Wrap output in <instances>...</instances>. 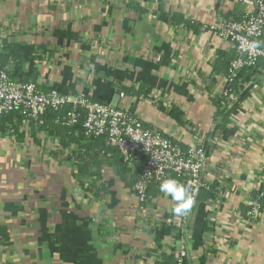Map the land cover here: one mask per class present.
I'll list each match as a JSON object with an SVG mask.
<instances>
[{
	"label": "crops",
	"instance_id": "obj_1",
	"mask_svg": "<svg viewBox=\"0 0 264 264\" xmlns=\"http://www.w3.org/2000/svg\"><path fill=\"white\" fill-rule=\"evenodd\" d=\"M253 11L251 0H0V51L35 50L18 80L83 93L183 150L209 149L211 187L177 215L160 185L141 203L139 171L121 175L111 153L96 149L100 166L90 171L101 178L88 179L63 129L0 122V264H175L183 224L188 264H264V198L257 216L248 209L250 193L264 192V70L216 121L228 86L219 53L237 50L212 27ZM162 225L174 229L160 246Z\"/></svg>",
	"mask_w": 264,
	"mask_h": 264
},
{
	"label": "built area",
	"instance_id": "obj_2",
	"mask_svg": "<svg viewBox=\"0 0 264 264\" xmlns=\"http://www.w3.org/2000/svg\"><path fill=\"white\" fill-rule=\"evenodd\" d=\"M251 1L254 5L252 13L239 20L224 19L212 27L237 50L238 56L231 64L228 84L234 81L236 73L245 65H254L258 59L264 61V47H249L251 42L259 41L264 35V0ZM224 96L228 106L236 100V96L229 94L227 89ZM50 110L66 112V116L59 118L57 123L69 128L80 123L87 138L104 137L107 145L116 148L125 161L141 165V175L134 186L141 203L151 200L149 187L167 179L170 173L184 181L192 193L210 188L204 179L209 149L193 146L183 150L157 130L145 127L128 111L109 103L92 101L83 93L64 95L57 89L44 90L36 83L19 82L6 69L0 68V117L17 113L38 129ZM248 200L251 215L257 216L259 205L250 198ZM179 233L183 242L174 251L175 264H188L183 246L188 236L186 224L179 226Z\"/></svg>",
	"mask_w": 264,
	"mask_h": 264
},
{
	"label": "trees",
	"instance_id": "obj_3",
	"mask_svg": "<svg viewBox=\"0 0 264 264\" xmlns=\"http://www.w3.org/2000/svg\"><path fill=\"white\" fill-rule=\"evenodd\" d=\"M260 47L263 48L264 43V35L259 40ZM35 52L34 48L31 46H28L23 43H12L9 45L8 48L5 50L0 51V68L6 69L10 76L16 80L23 77V69L27 64H30L33 60V53ZM238 54L236 55H229L225 54L224 52L219 53V63L216 65V70L223 71L227 78L230 77L231 74V64L232 62L237 58ZM9 63H14L16 65L15 71L9 70ZM264 70V61L261 59H258L254 65H245L242 67L237 73L236 77L234 78V81L232 83H229L227 86V90L229 91V94L236 96V102H234L230 107L226 104L227 99L226 97H223L219 100L217 105V119L224 118L228 116V114L233 111L239 101L241 89L242 86L245 84H248L252 81L254 77L259 75ZM18 78V79H17ZM61 94L68 95L69 93L67 91H64L62 89H57ZM66 112H55L53 110H50L44 117V124L38 128V130L43 129H49L50 132L53 134H60L61 131H63L64 135H67L69 139L75 140L76 144L79 145L80 148V154L78 156V173L79 175H83L84 177H89L91 179H96L100 181L101 174L98 172L100 161L99 156L97 153L99 151H104L105 153L109 152L114 156L115 158V165L120 169L119 173L123 175L124 173H127L131 170L137 169L139 171L138 173V180L141 175V165L130 163L125 161L123 156L120 154V152L109 145H107L106 140L104 137L102 138H87L82 130L81 124L79 123L75 127L69 128L64 127L61 124L57 123V120L59 118L65 117ZM171 116L173 118H176L178 121H180L181 114L177 113L175 109L171 111ZM14 117H21L17 113H12L9 115H5L3 117H0V122H10ZM63 129V130H62ZM97 148H100L101 150H96ZM83 150V151H82ZM98 168L94 171H90L91 168ZM88 178V179H89ZM175 178L178 182L182 181L180 178H178L175 174L170 173L168 178ZM137 180V181H138ZM136 181V182H137ZM135 182V184H136ZM88 184V183H87ZM161 182L155 183L149 187L148 193L156 186H159ZM89 189H91V185H87ZM209 189H199L197 193L204 192ZM263 190L261 188L256 189L250 193V199L252 201H255L258 205L260 210L262 209V201H263ZM208 196L210 198L214 197L213 193H209ZM251 210V207L248 208ZM173 227L162 225L160 229L157 230L155 238L158 245L162 246V243L164 239L169 236L172 231Z\"/></svg>",
	"mask_w": 264,
	"mask_h": 264
},
{
	"label": "clouds",
	"instance_id": "obj_4",
	"mask_svg": "<svg viewBox=\"0 0 264 264\" xmlns=\"http://www.w3.org/2000/svg\"><path fill=\"white\" fill-rule=\"evenodd\" d=\"M251 49L260 47L259 41H253L249 44ZM160 192L170 196L175 204L173 211L177 215L185 214L194 203V196L189 186L181 184L174 178L165 179L159 186Z\"/></svg>",
	"mask_w": 264,
	"mask_h": 264
},
{
	"label": "water",
	"instance_id": "obj_5",
	"mask_svg": "<svg viewBox=\"0 0 264 264\" xmlns=\"http://www.w3.org/2000/svg\"><path fill=\"white\" fill-rule=\"evenodd\" d=\"M11 68H12L11 70H13L14 69V66H12ZM18 81L21 82V80H18ZM119 94H120V91H118V95ZM118 95L115 97V100L118 99Z\"/></svg>",
	"mask_w": 264,
	"mask_h": 264
}]
</instances>
